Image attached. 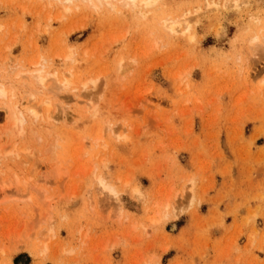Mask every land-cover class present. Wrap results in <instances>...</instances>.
I'll return each mask as SVG.
<instances>
[{"label":"rangeland","instance_id":"374dc122","mask_svg":"<svg viewBox=\"0 0 264 264\" xmlns=\"http://www.w3.org/2000/svg\"><path fill=\"white\" fill-rule=\"evenodd\" d=\"M50 1L0 0V264H264V0Z\"/></svg>","mask_w":264,"mask_h":264},{"label":"bare ground","instance_id":"6f19581e","mask_svg":"<svg viewBox=\"0 0 264 264\" xmlns=\"http://www.w3.org/2000/svg\"><path fill=\"white\" fill-rule=\"evenodd\" d=\"M50 1V0H49ZM55 1V0H54ZM54 1H52V2H54ZM62 2L61 0H57V2ZM74 1H76V0H64V2L65 3H67L69 6H70V4H72V3H74ZM79 1V0H78ZM81 1H85L86 2V0H81ZM88 1H89V3H88ZM87 1V3L90 5V2L91 3H96L97 2V6L96 5H94V4H92V6H94V7H98V8H101V7H99V4L100 5H102V4H108V6H109V8L110 7H112V8H115L116 6H117V4L119 3V1H121V4L122 3H125V5H126V7H129L128 9H130V10H132L131 9V7H133V8H139V7H143V8H151V7H153V6H155V4L157 3V1H159V0H88ZM51 2V1H50ZM51 2V3H52ZM64 2H62V3H64ZM77 2V1H76ZM116 2H118L117 4H116ZM160 2V1H159ZM64 3V4H65ZM235 4V3H234ZM67 5V6H68ZM74 5V4H73ZM122 5H124V4H122ZM157 5V4H156ZM121 6V5H120ZM237 5H235L234 7H236ZM105 7H106V5H105ZM125 7V8H126ZM136 9V10H137ZM120 10V9H119ZM150 10V9H149ZM118 10H116V12H117ZM186 15L188 16V13H184L183 15H182V17H179L178 19H172V18H168V19H164L163 20V22H165L163 25H164V28L165 29H167L168 30V34H177V33H180L182 36H183V34L184 33H186V31H188V30H190V20H189V16L187 17V19H186ZM190 15V14H189ZM257 19V18H256ZM259 20V19H258ZM187 35L189 34L188 32L186 33ZM185 34V35H186ZM258 36H260V38L259 37H257V40L258 41H261L262 42V45H258V48H262L263 46H264V28L262 29V31H261V33H259L258 34ZM71 54V53H70ZM72 55V54H71ZM42 57V56H41ZM40 56H39V59H38V61L36 62V63H34L35 64V66H33V63L32 62H30V64L33 66V67H38L35 71H33V70H31V72L30 71H28L27 70V72L29 73H32V71H33V73H32V76H33V79H32V76H30L31 77V79L32 80H34L35 82H36V86H39V90H40V88H41V90L43 89L44 90V88H45V85H46V83L48 82V80H56L55 82L54 81H52L53 83H52V88H54L55 87V89H58V90H60V91H62L63 90V88H65L66 90L70 87V86H72L73 84H74V81H73V79H72V76L70 77V78H61V80L60 79H57L56 78V75H57V73H55L54 72V74L53 75H51L49 72H48V70H47V67L45 66V65H42L41 63H44L45 61H44V59H42ZM71 58L72 59V57L69 55V54H67L66 55V59H68V58ZM69 58V59H70ZM68 59V60H69ZM41 60H43V62H40ZM35 62V61H34ZM19 65H21V64H19ZM40 65H41V67H40ZM21 67H23L22 65H21ZM21 67H17V68H19V69H21ZM32 67V68H33ZM40 67V68H39ZM24 68V67H23ZM22 68V69H23ZM16 70V69H15ZM26 70V69H25ZM7 71V70H6ZM6 71H1V72H3V73H5L6 74ZM10 71V70H9ZM13 71V70H12ZM51 71V70H50ZM14 72V71H13ZM12 72V73H13ZM19 72V71H18ZM17 72V73H18ZM20 72H23V71H20ZM18 73L19 74V76H21L23 73H25L24 75H22L24 78L26 77L25 75H27L26 73L27 72H23V73ZM9 73H11V72H7V74H9ZM11 73V74H12ZM29 73V74H30ZM53 73V72H52ZM14 74H16L15 72H14ZM3 75V74H2ZM51 75V76H50ZM12 76V75H11ZM58 76V78H59V76L60 75H57ZM8 77H10V76H6V77H1V78H3L2 79V81L3 80H6V78L8 79V80H6V81H11V79H12V77H10V79L8 78ZM16 78L18 77V75H16L15 76ZM19 78V77H18ZM51 78V79H50ZM14 79V78H13ZM26 79V78H25ZM30 79V78H29ZM63 79V80H62ZM1 81V80H0ZM5 81V82H6ZM12 82V81H11ZM11 82H9V89L10 90H7L6 89V85H4V83L2 82H0V97H6V99L7 100H9V98H10V100L12 99V97L13 96H11L12 94L15 96V94H14V90L16 89L15 87H12L11 86V84L13 83H11ZM15 83H16V81H14ZM27 82H28V78H27ZM57 82V83H56ZM11 83V84H10ZM96 83V82H95ZM14 84V83H13ZM53 84H55L56 86H53ZM60 84V85H59ZM15 85V84H14ZM89 85V82L88 81H86V82H84V83H82V86H83V88H87V86ZM35 86V85H34ZM61 87V88H60ZM12 88H14V89H12ZM38 88V87H37ZM11 89L13 90V91H11ZM64 89V90H65ZM33 90V89H32ZM38 90V89H37ZM40 90V91H41ZM8 91H10V93H11V95H10V97H8L9 95V92ZM40 91H38V92H34L33 91V93H31L32 91H30V89H29V93H28V90H27V92H26V94H28L27 96H28V98H29V100H30V98L32 97V98H34V96H35V94H37V93H39ZM13 92V93H12ZM8 95V96H7ZM19 95V94H18ZM16 96H17V94H16ZM15 96V97H16ZM8 97V98H7ZM37 97V95L35 96V98ZM18 98V97H17ZM27 97H24L23 99H28ZM34 98V99H35ZM3 100H4V98H2ZM13 99H14V97H13ZM12 99V100H13ZM38 99V98H37ZM0 100H1V98H0ZM28 100V101H29ZM46 100L47 99H45V102H46ZM6 101V100H5ZM31 101H32V99H31ZM34 101V100H33ZM50 101H48V102H46V103H43L42 105H44V104H46L48 107L46 108V114L45 115H47V114H49L50 112H51V109H50V107H51V105L50 104H48ZM0 103H2L1 101H0ZM9 103V102H8ZM13 103V102H12ZM33 103V102H32ZM2 104H4V103H2ZM14 104V103H13ZM28 105H29V103H27ZM5 105V104H4ZM17 105V104H16ZM31 105V104H30ZM35 105V104H34ZM46 105H44V107L46 106ZM21 106V105H20ZM50 106V107H49ZM9 108L11 107L10 105L8 106ZM14 107V106H13ZM15 108V107H14ZM14 108H13V110L12 111H14L15 112V110H14ZM39 108V107H38ZM37 107L35 108L34 106H31L29 109V112H28V110L26 111V112H28L29 114H31V117H34L33 119L34 120H38V116L39 115H41L42 113V111H40V109H38ZM12 108H10L9 110H11ZM16 109V108H15ZM17 110V109H16ZM23 111H25V110H23ZM25 112V113H26ZM31 112V113H30ZM17 113V112H16ZM13 114V113H12ZM32 114H33V116H32ZM15 114H13V116H14ZM42 116H44L43 114L40 116V118L42 117ZM15 118V120H14V122L15 123H17L16 125H18L19 123H21V124H19V125H22V123H26V121H27V117L25 116V114H23V112H18V114L17 115H15L14 116ZM36 117V118H35ZM39 118V119H40ZM50 119H52V118H50ZM100 140V139H99ZM100 144H101V141H100ZM96 182H97V184H98V187H99V190L102 192V193H107L108 195H110L112 198L114 197L115 198V200H117L118 201V197H117V195H118V192H117V190H116V187L113 185V184H111V183H108V181H106L102 176H98L96 179ZM128 186V185H127ZM135 189H137V187L135 188ZM135 189H134V191H133V193L134 194H136L137 192V190H139V189H137L136 191H135ZM140 193V192H139ZM138 194V193H137ZM136 194V195H137ZM142 195V194H141ZM142 197V196H141ZM140 197V198H141ZM144 197V196H143ZM120 198V197H119ZM138 198V197H137ZM118 205H119V203H118ZM169 205H170V203H167V207L166 208H168L169 207ZM121 207V206H120ZM120 209V208H119Z\"/></svg>","mask_w":264,"mask_h":264}]
</instances>
